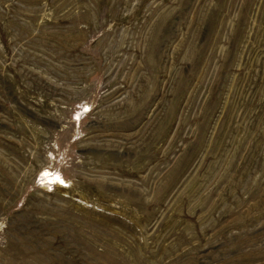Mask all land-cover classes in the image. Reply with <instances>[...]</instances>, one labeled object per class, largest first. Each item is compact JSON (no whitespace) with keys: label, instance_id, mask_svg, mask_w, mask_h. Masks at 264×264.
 I'll return each mask as SVG.
<instances>
[{"label":"rangeland","instance_id":"374dc122","mask_svg":"<svg viewBox=\"0 0 264 264\" xmlns=\"http://www.w3.org/2000/svg\"><path fill=\"white\" fill-rule=\"evenodd\" d=\"M0 264H264V0H0Z\"/></svg>","mask_w":264,"mask_h":264}]
</instances>
